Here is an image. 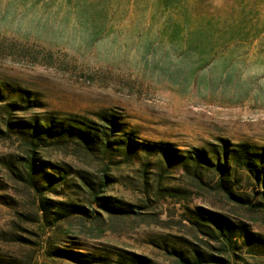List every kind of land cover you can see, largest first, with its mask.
<instances>
[{"label": "rangeland", "instance_id": "obj_1", "mask_svg": "<svg viewBox=\"0 0 264 264\" xmlns=\"http://www.w3.org/2000/svg\"><path fill=\"white\" fill-rule=\"evenodd\" d=\"M0 88V264H73L48 257V245L109 257L124 248L178 264L165 246L211 251L198 230L207 211L258 234L261 242L238 252L264 264V206L233 203L215 171L191 158L166 162L115 142L86 148L65 133L36 145L49 163L34 174L40 191L20 158L34 141V118L54 111L100 123L102 109L134 139L166 141L185 154L205 148L213 157L221 139L264 150V0H0ZM86 179L108 198H92ZM223 180L260 199L246 170L232 167ZM41 192L51 199L46 213L38 210ZM110 197L136 212L112 214L99 204ZM54 201L88 212L50 224Z\"/></svg>", "mask_w": 264, "mask_h": 264}, {"label": "trees", "instance_id": "obj_2", "mask_svg": "<svg viewBox=\"0 0 264 264\" xmlns=\"http://www.w3.org/2000/svg\"><path fill=\"white\" fill-rule=\"evenodd\" d=\"M0 88V99L3 96ZM19 102H8V106L17 107ZM15 107V108H16ZM14 108V109H15ZM54 112V111H52ZM51 111L29 123L31 129L32 140L27 144L26 154L21 155L22 167L25 173V179L34 187L35 190L40 191L39 186L34 181V174L40 170L48 167V161L36 155V145L40 140L46 138H53L58 135L68 134L76 137L82 145L86 148L96 147L99 145L109 147L112 144H120L124 146L127 151L129 147L137 150L146 151L147 153L157 155L166 162L184 159L185 157L193 159L195 166H207V168L218 175L216 184L226 197L233 203L244 207H261L264 206V150L254 149V145L247 142L231 143L227 139H221L220 148L213 146L210 150L213 151L214 156H208L205 148H193V150L186 151V154L180 149L171 146L166 141H140L134 139L130 130H125L124 122L120 117L109 112L106 109L98 111L97 117L100 123L95 119L86 116L80 117L76 115H63L57 117ZM116 132H121V137L113 139L109 144L110 136L115 135ZM124 137V138H123ZM115 142V143H114ZM159 158V157H158ZM232 167H238L246 170L248 175L254 180L260 193V199L256 202L250 201L246 197L232 191L231 187L223 180L224 175L230 174ZM194 179L204 184L206 181L201 176L194 173ZM89 193L95 200L106 199V195H99L97 192L103 191L104 188H95L93 182L88 179L85 180ZM104 185L105 183H100ZM39 211L43 210L45 213L51 204L50 200L45 195L39 193ZM111 203L104 201L99 202L100 206L112 214H130L136 212L133 204L123 202L119 199L112 198ZM59 205L57 211L51 210L56 215L49 223L55 220L62 219L67 215L83 214L86 215L88 208L84 205L75 202L64 203L62 201H54ZM61 205V206H60ZM209 212V213H208ZM46 218V216H45ZM198 221L200 232L207 235L206 238L201 239L203 246L211 248V251L202 252L196 247H192L191 254L184 253L181 249L176 247H167L164 249L172 256L178 264H250L243 255L238 251L243 244L253 240L261 242L262 238L258 234L252 232L245 226L243 222L235 223L216 211H207V213H200ZM45 220H48L47 218ZM197 222V221H196ZM13 240L25 241L27 240L22 235H15ZM212 240V241H211ZM214 240V241H213ZM250 250V249H248ZM248 252H251L248 251ZM48 257L66 260L73 264H155L153 259L141 252L118 248L114 251V257H109L106 254H96L90 252H83L72 248L62 246H50L45 249Z\"/></svg>", "mask_w": 264, "mask_h": 264}]
</instances>
